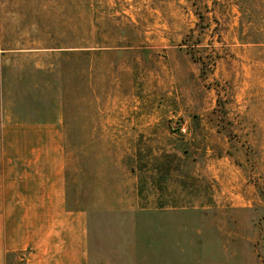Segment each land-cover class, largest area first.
Listing matches in <instances>:
<instances>
[{
  "label": "rangeland",
  "instance_id": "rangeland-1",
  "mask_svg": "<svg viewBox=\"0 0 264 264\" xmlns=\"http://www.w3.org/2000/svg\"><path fill=\"white\" fill-rule=\"evenodd\" d=\"M0 93L62 131L24 149L83 172L89 264H264V0H0ZM32 228L5 264H66Z\"/></svg>",
  "mask_w": 264,
  "mask_h": 264
},
{
  "label": "crops",
  "instance_id": "crops-1",
  "mask_svg": "<svg viewBox=\"0 0 264 264\" xmlns=\"http://www.w3.org/2000/svg\"><path fill=\"white\" fill-rule=\"evenodd\" d=\"M1 101L0 93V142L11 150H2L0 158V264L6 263L9 253L24 249L30 214L34 255L43 247L66 264H89L88 210L81 208L88 205L83 172L66 166L60 158L63 151L24 149L31 143L63 141L62 131L56 123L9 125ZM33 157L43 160L26 165Z\"/></svg>",
  "mask_w": 264,
  "mask_h": 264
},
{
  "label": "built area",
  "instance_id": "built-area-1",
  "mask_svg": "<svg viewBox=\"0 0 264 264\" xmlns=\"http://www.w3.org/2000/svg\"><path fill=\"white\" fill-rule=\"evenodd\" d=\"M181 132H182V133H184V132H185V130H184V129H182V130H181Z\"/></svg>",
  "mask_w": 264,
  "mask_h": 264
}]
</instances>
